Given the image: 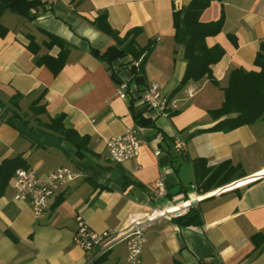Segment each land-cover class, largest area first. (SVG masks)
<instances>
[{
	"label": "crops",
	"instance_id": "0c3cea01",
	"mask_svg": "<svg viewBox=\"0 0 264 264\" xmlns=\"http://www.w3.org/2000/svg\"><path fill=\"white\" fill-rule=\"evenodd\" d=\"M188 2L55 0L33 20L9 10L1 12L0 25L6 31L0 35V163L19 156L39 175L68 166L77 176L59 187L39 216H34L27 201L13 198L10 176L0 196V264H84L83 250L73 244L77 215L95 231L121 235L152 210L173 212L187 203L198 210L200 224L180 225L173 216L155 221L144 232L136 264H264V237L259 236L264 234V119L228 131L190 135L217 122L210 110L223 101L221 87L227 84L230 69H259L253 61L264 42V0L211 1L199 19L216 20L221 11L224 15L221 30L205 37L207 46L223 49L221 58L210 65L218 85L205 76L187 82L172 96L177 113L163 115L151 109L143 113L151 124L138 126L135 158L116 163L107 157L106 139L135 126L131 109L145 104L137 95L131 102L116 95L119 84L107 64L91 52L92 48L102 52L116 41L92 20L105 11L119 37L140 28L137 45L154 39L143 66L145 83H157L168 96L186 70L185 29L181 26L176 41L172 15L174 10L182 12ZM44 31L56 34L68 47L56 74L44 64H35V55L26 47L27 36L32 35L40 48L36 56L56 57L60 48L43 44L48 40ZM121 62L112 65L119 69ZM117 76L125 83L130 72L122 67ZM43 90L45 112L32 115L30 103ZM59 114L66 129L87 138L83 151L77 152L62 135L42 126ZM177 136L185 140L180 152L173 149ZM195 158L204 159L208 167L231 161L238 166L236 174L222 186L203 190L194 176ZM158 177L167 191L154 200L151 192ZM250 177L256 178L226 188ZM126 246L123 235L117 237L92 264H131Z\"/></svg>",
	"mask_w": 264,
	"mask_h": 264
},
{
	"label": "trees",
	"instance_id": "16d2710c",
	"mask_svg": "<svg viewBox=\"0 0 264 264\" xmlns=\"http://www.w3.org/2000/svg\"><path fill=\"white\" fill-rule=\"evenodd\" d=\"M213 0H189L187 6L181 12L180 10L173 11V27L175 29V40L180 39V29L183 27L185 39L183 43V58L185 60V69L180 82L168 95L172 97L179 91L187 82L197 81L202 77H207L209 81L218 85L217 81L211 73L210 65L217 62L222 54L223 49L219 45L207 46L205 37L217 34L223 25L224 15L221 14L218 19L208 22L200 21L199 16L202 11L207 8ZM221 1V0H215ZM47 7L39 0H0V15L1 12L9 10L27 20L36 18L38 12L45 10ZM106 12L99 13L93 20L92 24L105 34L115 39V44L109 45L102 52L92 48L91 52L101 61L107 64V69L110 72L111 78L120 84L121 81L117 74L120 68H127L130 72V79L126 81V97L131 102L135 95L142 97L143 91L146 89V83L143 73L145 60L151 53L155 40L149 39L146 45H137L136 36L140 32V28L130 29L122 37L118 36L107 22ZM5 27L0 25V35L5 33ZM48 40L43 44L46 47L57 45L60 48L56 57L49 55L36 56L39 45L35 42L32 35L27 36V49L35 55L34 62L37 65H45L54 74H56L64 64L68 47L65 41L56 34L44 31ZM229 39L235 43L233 35H228ZM116 60L122 61L120 67H113L112 63ZM253 64L259 69L246 70L243 67L230 69L227 77V84L221 87L223 91V101L219 108L210 110V114L218 119L217 122L205 129H197L190 135L209 131L223 130L228 131L241 125L252 124L256 121L264 119V42H260L257 54L254 57ZM44 90L34 99L29 106L32 115H37L45 112L44 103L42 102ZM13 106H16L17 99L11 100ZM144 103V101H143ZM145 104V103H144ZM149 110L144 105L143 108L131 109V114L135 122V126L150 125L151 121L143 116V113ZM178 110H173L169 114H175ZM13 116L18 117L17 113ZM63 115L59 114L50 118L49 122L42 123L46 129L62 135L66 140L70 141L76 148L77 152L85 149L87 141L86 137L79 136L74 130L66 129L62 124ZM231 161H221L216 166L208 167L204 159L195 158L192 161L193 172L197 183L203 190H208L211 186H222L233 180L237 165H232ZM23 160L19 156L3 159L0 163V196L3 194L8 179L18 167H25ZM177 211V210H176ZM172 219L180 225H198L200 224V215L197 209L193 206H188L183 214L173 216ZM10 236L14 239L13 235ZM263 236L264 234H259ZM259 246V245H257ZM261 249H259L260 251ZM99 260V258L97 259ZM96 260V261H97ZM175 264H179L175 262ZM202 264V262H199Z\"/></svg>",
	"mask_w": 264,
	"mask_h": 264
},
{
	"label": "built area",
	"instance_id": "2783aa9c",
	"mask_svg": "<svg viewBox=\"0 0 264 264\" xmlns=\"http://www.w3.org/2000/svg\"><path fill=\"white\" fill-rule=\"evenodd\" d=\"M46 7H49L55 0H39ZM126 84L120 83L116 88V95L125 98ZM192 91L188 92L191 96ZM142 99L146 106L160 114L167 115L171 111L176 110L177 100L173 97L164 95L157 83L147 85L143 91ZM138 126L125 127L122 134L114 135L106 139L107 157L116 163L133 159L138 154L139 148ZM185 147V140L177 136L173 141V149L176 152L182 151ZM77 174L68 166H61L47 172L44 175H39L35 169L31 167H18L12 174L13 198L15 200H25L30 205L34 216L41 215L48 209L52 196L56 193L60 186L71 182ZM256 177L243 179L242 182H235L227 186L231 188L245 182L253 180ZM162 177H158L152 188V197L154 200L163 197L166 194ZM174 211L162 213L161 211L152 210L143 218L133 221L127 229L121 233L125 239L127 249V260L131 264L139 262L142 246L145 241L144 232L147 227L155 221L173 216L176 212L180 214L189 206ZM75 232L73 234V244L79 246L84 254V264L94 263L108 249L109 245L120 235V233H112L111 231H95L91 229L86 220L77 215L75 218Z\"/></svg>",
	"mask_w": 264,
	"mask_h": 264
},
{
	"label": "water",
	"instance_id": "95a60500",
	"mask_svg": "<svg viewBox=\"0 0 264 264\" xmlns=\"http://www.w3.org/2000/svg\"><path fill=\"white\" fill-rule=\"evenodd\" d=\"M176 215H178V212H176L173 216H176Z\"/></svg>",
	"mask_w": 264,
	"mask_h": 264
},
{
	"label": "bare ground",
	"instance_id": "6f19581e",
	"mask_svg": "<svg viewBox=\"0 0 264 264\" xmlns=\"http://www.w3.org/2000/svg\"><path fill=\"white\" fill-rule=\"evenodd\" d=\"M183 207H185V206H182V208H183ZM174 211H176V210H174ZM174 211H173V212H174Z\"/></svg>",
	"mask_w": 264,
	"mask_h": 264
}]
</instances>
